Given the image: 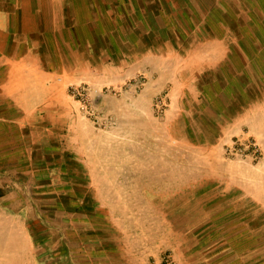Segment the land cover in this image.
<instances>
[{"label": "rangeland", "instance_id": "rangeland-1", "mask_svg": "<svg viewBox=\"0 0 264 264\" xmlns=\"http://www.w3.org/2000/svg\"><path fill=\"white\" fill-rule=\"evenodd\" d=\"M92 59L68 75H26L27 142L39 152L48 145L58 166L74 153L68 162L81 172L76 192L65 193L59 172L48 188L23 176V194L34 197L27 203L46 214L39 226L32 206L34 229L53 241L49 249L33 238V262L55 264L52 254L64 250L58 264H264V100L207 129L191 119L201 66L186 65L183 53ZM0 88V110L10 114ZM23 224L0 217V262L25 260L10 257L25 244L15 232Z\"/></svg>", "mask_w": 264, "mask_h": 264}, {"label": "crops", "instance_id": "crops-1", "mask_svg": "<svg viewBox=\"0 0 264 264\" xmlns=\"http://www.w3.org/2000/svg\"><path fill=\"white\" fill-rule=\"evenodd\" d=\"M232 1L0 0V72L8 74L0 79V87L7 91L4 103L12 105L14 111L0 110V217L23 220L15 232L25 240L10 256L25 260L0 264H35L33 238H41L40 243L49 249L53 242H48L50 236L44 228L36 225L34 229L32 206H36L39 226L46 225V214L40 212L38 204L27 203L34 197L23 194V176L31 172L37 189L56 184L58 172L60 178L67 176L64 193L69 188L76 192L81 185L80 169L75 171L68 162L77 160L74 153L64 158L69 155L66 152L64 165L58 166L56 155L46 153L48 145L39 152L38 146L27 142L30 134L22 123L26 120L24 106L30 103L23 91L31 85L27 74L68 75L80 68L81 58L95 61L104 56L110 61L117 54L129 59L172 49L190 58L186 65L201 66L197 77L201 102L194 103L198 106L194 113L199 114L191 119L214 130V122L231 120L264 100V0H249L241 7L230 4ZM198 52L201 58L192 62ZM17 73H23L25 79L13 81ZM32 83L45 88L53 82ZM197 133L207 136L202 125ZM65 253L52 254V261L63 262Z\"/></svg>", "mask_w": 264, "mask_h": 264}]
</instances>
